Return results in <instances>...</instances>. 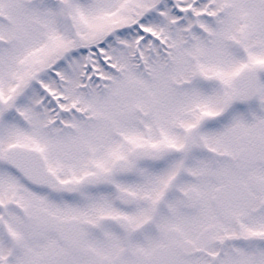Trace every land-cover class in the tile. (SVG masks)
I'll return each instance as SVG.
<instances>
[{"label": "snow or ice", "instance_id": "1", "mask_svg": "<svg viewBox=\"0 0 264 264\" xmlns=\"http://www.w3.org/2000/svg\"><path fill=\"white\" fill-rule=\"evenodd\" d=\"M0 264H264V0H0Z\"/></svg>", "mask_w": 264, "mask_h": 264}]
</instances>
